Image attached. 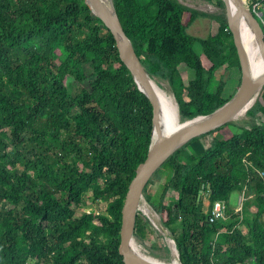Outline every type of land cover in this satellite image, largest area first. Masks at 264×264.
<instances>
[{
	"label": "trees",
	"instance_id": "1",
	"mask_svg": "<svg viewBox=\"0 0 264 264\" xmlns=\"http://www.w3.org/2000/svg\"><path fill=\"white\" fill-rule=\"evenodd\" d=\"M113 2L150 75L170 85L181 120L222 105L230 80L236 90L241 70L225 13L179 0ZM201 17L210 31L190 33ZM220 68L238 77H217ZM246 114L258 121L191 139L144 188L182 264H264V87ZM151 132L149 98L84 0H0V264H124L121 209ZM160 171L155 196L147 187ZM243 187L246 231L210 223L212 203ZM99 200L104 211L77 213ZM154 235L138 211L135 239Z\"/></svg>",
	"mask_w": 264,
	"mask_h": 264
},
{
	"label": "water",
	"instance_id": "2",
	"mask_svg": "<svg viewBox=\"0 0 264 264\" xmlns=\"http://www.w3.org/2000/svg\"><path fill=\"white\" fill-rule=\"evenodd\" d=\"M84 1L112 33L121 60L129 69L138 88L146 94L152 105L151 142L145 159L135 168V174L129 182L124 197L118 250L124 264H168L147 255L134 245L136 215L143 200L144 188L162 164L182 145L201 134L237 120L254 104L264 87V69L258 73L251 70L240 26L244 23L250 29L264 62L263 26L245 0H223L228 27L232 33L239 59L240 82L229 99L219 107L209 113L183 120L176 128L166 131L159 120L160 101L152 84L154 77L146 69L132 41L124 31L113 0H108L107 3L104 0ZM201 193L202 189L198 193V198ZM174 245L178 260L182 264L175 239Z\"/></svg>",
	"mask_w": 264,
	"mask_h": 264
},
{
	"label": "rangeland",
	"instance_id": "3",
	"mask_svg": "<svg viewBox=\"0 0 264 264\" xmlns=\"http://www.w3.org/2000/svg\"><path fill=\"white\" fill-rule=\"evenodd\" d=\"M180 2L187 4L191 7L200 9L202 11L210 12V13H225V7L219 6L215 0H179ZM264 9V7H263ZM264 11V10H263ZM212 28V21L208 17H201L195 20L190 27L188 28V31L194 35L198 36H204L206 35L210 29ZM224 73L225 76L228 77H238V73L234 72H228L224 71L223 68H220L216 71V76L219 77V74ZM156 82L163 87L174 99L175 103L176 99L174 97V94L172 92V89L167 81L163 79H155ZM235 81L230 80L227 83L224 95L228 96L232 93H234L235 90ZM237 88V87H236ZM181 120V118H180ZM183 120H181L182 122ZM257 117H250L245 113H242L238 118L237 122L239 125H246L248 126L247 122H257ZM207 143V138H203V142ZM197 149V148H196ZM165 172L160 171L159 175L153 178V181L148 185L147 192L149 193H155V196H157L162 188V184L164 181ZM246 193L245 188L243 187L240 189H233L230 192L228 203H227V211L228 217L227 221H234L235 226L242 228L244 231H246V227L242 224L241 221V211L243 206V200L245 199ZM202 199L204 202V207H208L209 201L207 198V193H203ZM106 207V203L102 200L96 201V202H90L87 203L83 207H77L76 211L79 214L82 211H96L101 212L104 211ZM249 208L251 210H254V205L249 203ZM141 214L145 217V219L148 220L149 225L153 233L155 234L153 236V239L148 240L146 243L140 242L138 240H134L135 245L140 249V251L146 253L147 255H150L151 257H154L160 261L163 262H169L173 258V255L177 253L175 245H174V238L172 237L170 231L163 225L161 221L160 214L145 200V197L143 196L142 203L140 205ZM220 231H223V229H220ZM155 246V247H153ZM167 248V249H166Z\"/></svg>",
	"mask_w": 264,
	"mask_h": 264
},
{
	"label": "bare ground",
	"instance_id": "4",
	"mask_svg": "<svg viewBox=\"0 0 264 264\" xmlns=\"http://www.w3.org/2000/svg\"><path fill=\"white\" fill-rule=\"evenodd\" d=\"M104 2L107 3L108 0H104ZM240 30L243 44L248 53V59L251 70L254 73H258L264 69V62L260 56L258 48L256 47L254 37L250 29L244 23H241ZM152 84L160 101V123L166 131H170L176 128L181 123L177 104L175 103L173 97L163 87H161L155 79H152ZM135 246L137 247V245ZM165 263L181 264L178 260L177 253L173 255L171 261Z\"/></svg>",
	"mask_w": 264,
	"mask_h": 264
},
{
	"label": "built area",
	"instance_id": "5",
	"mask_svg": "<svg viewBox=\"0 0 264 264\" xmlns=\"http://www.w3.org/2000/svg\"><path fill=\"white\" fill-rule=\"evenodd\" d=\"M245 2L252 12L259 18V20L264 23L262 19L264 0H245ZM227 217L228 214L226 201L222 199L215 200L211 205L208 221L210 223H214L220 220H225Z\"/></svg>",
	"mask_w": 264,
	"mask_h": 264
}]
</instances>
